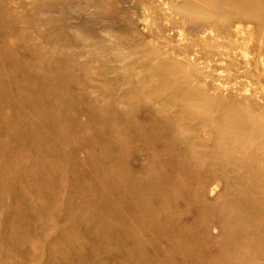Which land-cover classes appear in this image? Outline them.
Masks as SVG:
<instances>
[{"label": "rangeland", "instance_id": "obj_1", "mask_svg": "<svg viewBox=\"0 0 264 264\" xmlns=\"http://www.w3.org/2000/svg\"><path fill=\"white\" fill-rule=\"evenodd\" d=\"M248 2L0 0V264H264Z\"/></svg>", "mask_w": 264, "mask_h": 264}, {"label": "bare ground", "instance_id": "obj_2", "mask_svg": "<svg viewBox=\"0 0 264 264\" xmlns=\"http://www.w3.org/2000/svg\"><path fill=\"white\" fill-rule=\"evenodd\" d=\"M254 0H250L246 5L242 7V10L246 14H255L258 17L260 22H264V0H257V2H253Z\"/></svg>", "mask_w": 264, "mask_h": 264}]
</instances>
